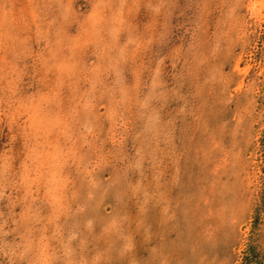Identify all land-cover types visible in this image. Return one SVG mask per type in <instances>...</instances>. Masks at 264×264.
I'll return each instance as SVG.
<instances>
[{
    "label": "rangeland",
    "instance_id": "rangeland-1",
    "mask_svg": "<svg viewBox=\"0 0 264 264\" xmlns=\"http://www.w3.org/2000/svg\"><path fill=\"white\" fill-rule=\"evenodd\" d=\"M253 2L0 0V264H264Z\"/></svg>",
    "mask_w": 264,
    "mask_h": 264
},
{
    "label": "bare ground",
    "instance_id": "bare-ground-1",
    "mask_svg": "<svg viewBox=\"0 0 264 264\" xmlns=\"http://www.w3.org/2000/svg\"><path fill=\"white\" fill-rule=\"evenodd\" d=\"M250 5H251V8H253L254 10H255L256 6H258V5H259L260 8H261L262 0H260V1H259V0H254V2H253L252 4H250ZM260 8H259V9H260ZM257 9H258V8H257ZM254 10H253V11H254Z\"/></svg>",
    "mask_w": 264,
    "mask_h": 264
}]
</instances>
